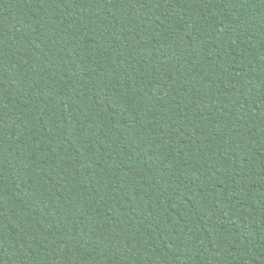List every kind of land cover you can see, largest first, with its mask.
<instances>
[{
	"label": "trees",
	"instance_id": "obj_1",
	"mask_svg": "<svg viewBox=\"0 0 264 264\" xmlns=\"http://www.w3.org/2000/svg\"><path fill=\"white\" fill-rule=\"evenodd\" d=\"M0 264H264V0H0Z\"/></svg>",
	"mask_w": 264,
	"mask_h": 264
}]
</instances>
